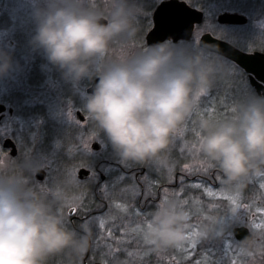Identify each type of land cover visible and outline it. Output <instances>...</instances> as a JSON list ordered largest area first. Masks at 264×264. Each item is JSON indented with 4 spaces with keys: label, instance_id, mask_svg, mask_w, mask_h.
Here are the masks:
<instances>
[{
    "label": "clouds",
    "instance_id": "9594fccd",
    "mask_svg": "<svg viewBox=\"0 0 264 264\" xmlns=\"http://www.w3.org/2000/svg\"><path fill=\"white\" fill-rule=\"evenodd\" d=\"M148 3L36 0L30 46L66 83H93L84 105L88 122L122 163L167 172L176 140L202 98L233 79L236 70L218 46L203 40L145 44L141 20ZM13 68L11 52L0 48V79ZM196 132L197 154L218 174L225 192L242 197L264 177V93L248 84L238 93L234 112L201 116ZM81 184L68 169L54 189L37 190L15 162L0 154V264H53L60 257L66 264H83L93 248V229L88 221L73 227L67 214L80 203ZM245 221L241 208L229 207L199 223L198 242H220L236 227L247 226L250 235L233 248L247 264H264V233ZM193 229L189 209L170 199L151 212L142 245L158 257L179 251L190 245Z\"/></svg>",
    "mask_w": 264,
    "mask_h": 264
},
{
    "label": "rangeland",
    "instance_id": "374dc122",
    "mask_svg": "<svg viewBox=\"0 0 264 264\" xmlns=\"http://www.w3.org/2000/svg\"><path fill=\"white\" fill-rule=\"evenodd\" d=\"M225 1L230 2V0L207 2L208 5L202 10L205 15L204 21L196 28L194 36L196 41L199 42L203 33L209 32L213 36L226 40L243 50L264 49V46H262L264 45V0H239V6L245 5L244 7L248 12L238 11L237 7L235 10H229L243 13L248 17L249 24L243 27L218 25L216 22L217 16L228 10L225 9ZM35 2L36 0H0V48L10 51L14 58L12 72L4 79H0V104L13 108L15 112L13 117H9L7 113L4 120L0 122V154L7 155L11 160L8 152L2 149V144L6 138L13 139L20 153L18 162L24 164L25 172L23 174L28 178L30 184L33 183L32 180L34 181L38 169L49 166L50 170L45 181L41 185L34 183L33 187L37 190L54 189L63 179L68 169H72V171L76 169L78 176V171L81 168H86L93 172V179L99 178L95 174L94 168L101 163L102 173L108 176V181L101 187L104 190L108 186V189L103 192L102 199L108 202V211H111V213H108L115 215L111 222L110 219L105 220V225H110L113 236L107 237V229H102V233L99 231L100 235L97 237V242H93L92 252L99 254L104 259L112 260L113 264H161V261L166 262L162 264H169L168 260L173 257L189 258L192 261L191 264H195V261L200 259L202 264H205L208 259L207 252L204 245L198 242V239L195 250L187 246L182 250H173L159 257L147 249L143 250L144 246L139 242L141 241L140 238H132L128 243L122 242V229L120 226L125 221L123 220L122 223L121 219L126 217L125 213L118 209L116 205L120 204L126 206L129 210H135L140 196H134L133 188L139 185L135 181V174L123 173L122 168L127 171L130 165L120 161L102 133L94 136L88 148L85 149L82 140L87 141L88 137L93 135L92 125L88 122L84 108L88 96L86 90L90 81L84 80L78 85L66 83L61 74L48 64L43 53L32 49L30 41L35 34V24L32 18ZM151 5H157L155 0H149L147 9ZM151 13L152 11L145 13L143 16L146 18L147 26L143 34L144 43L146 33L152 25ZM144 23L141 20L143 30L145 29ZM114 52L119 55L121 46L117 45ZM235 70L236 75L233 79L221 84L213 93L202 98L198 112L188 124L189 132L182 137L178 136L173 151L177 152V158L180 157V159L177 163H174V160L170 158L174 168V181L175 172L178 171L194 179L192 182L187 183L188 185L202 182L197 179V177L203 176L202 174H187L181 170L180 165L188 159V153L181 154L179 149L192 143L196 131V121L204 116V110L210 105L215 106L217 109L215 117L223 118L229 115L230 112L227 115L223 114L225 111L224 106L231 107L235 105L236 97L240 92L237 85L247 82L242 78L239 69L235 68ZM78 111H81L85 116L86 120L84 122L77 117L76 113ZM67 130L73 132L71 139L67 137ZM95 141L101 145L98 151L91 147V144ZM152 170L156 171L153 168ZM157 173L168 183L167 172ZM92 178L79 187L78 195L80 196L83 193L85 196L83 210H89V207L94 205L95 196L92 189L94 181ZM121 178H123L122 181ZM262 182H264V177H258L252 183L256 191L255 194L253 191L255 196L251 202L248 201L245 193L241 197L242 203H248L252 206V212H255L257 207H264V196L261 195L264 190L259 189V184ZM113 184H115L114 187ZM147 184L151 185L150 181ZM187 186L185 187L187 188ZM173 190L175 189L169 190V192ZM221 190L222 187L220 186L215 191L219 192ZM195 194L205 206L209 205L208 201L211 202L210 204H216L215 202L218 200L209 198L199 192H195ZM225 194L229 193L225 192ZM94 206L93 210L97 211L103 210L105 207L102 203H96ZM221 207H223V210L229 208L228 202L223 201ZM211 209V207H208V210ZM241 209L246 216H251V213L245 211L242 207ZM102 216L105 215H98L99 218ZM98 217L96 218L97 221H99ZM227 217L225 216L224 220H227ZM193 223L195 225L196 220L193 219ZM109 246H111V250ZM229 246L230 243H227L228 248ZM116 247H119L121 251H115ZM128 251L133 252V256H128ZM175 251L178 252L177 255H173ZM184 253L186 255H180Z\"/></svg>",
    "mask_w": 264,
    "mask_h": 264
},
{
    "label": "flooded vegetation",
    "instance_id": "af4514ba",
    "mask_svg": "<svg viewBox=\"0 0 264 264\" xmlns=\"http://www.w3.org/2000/svg\"><path fill=\"white\" fill-rule=\"evenodd\" d=\"M242 73H243V71H242ZM243 77L249 83V75H247L246 73H243ZM78 112H80V111H78ZM6 114L7 113L5 112V113L0 115V122H2L4 120ZM8 115H9V117L14 116V114H8ZM12 141H13V139H12ZM15 145H16V143H15ZM16 147H17V145H16ZM5 151L8 152V155L10 154L9 153L10 150H5ZM17 151H18V154L15 157L11 156V160L13 162H15V164L20 167V171L22 173H24L25 172L24 164L22 162L15 161L20 156L18 147H17ZM170 158L172 160H174V163H177L178 160L180 159V157L177 158V152H175V151L170 153ZM100 165H101V163L97 164L94 168L95 174H97L99 176V178L96 177L95 179H93L92 178L93 172L91 170H89L90 174L85 179H80L79 176H78V178L82 183L88 182L92 178V180L94 181L92 183V189H93V193L95 196L93 203H94V205H96V203H102L105 206L104 209L99 210V211L93 210L95 207L93 205V206L89 207V210H82L79 215L70 216L71 217V223H72L73 227H78V225L85 220L90 221V225H91V227L93 229V233H94V242H97V237L100 235L99 231L102 233V229L99 228V221L96 220L98 215H102V214L105 215V216H102L101 218L98 217L99 220L104 219V220L108 221L110 219V222L113 220V216H115V215L110 214L111 211H108V204H107L108 202L107 201L105 202L102 199L104 191L101 187L108 181V176H106L104 173H102V171L100 169ZM122 169H123V173H127L129 175L135 174V181H136L137 185H139V187H140L141 195L137 200V206H136L135 210L136 209L137 210L143 209L144 212L148 213V214H151V212L154 210L156 205L160 203V199H161L162 194H163L162 190L164 188H168L169 190L178 189L180 187L181 178L182 179L184 178L183 180L185 182V186L188 185L187 183L192 182L194 180L192 177L186 176L182 172L176 171L174 183H169V182L167 183L166 180L163 177H161V175L158 174L156 171H153L151 167L129 166L127 171L124 168H122ZM49 170H50L49 166H46L42 169H38L37 174L39 171L45 172L44 178H43V180H38L37 174H36L34 181L32 180L33 183H31L30 185L34 186V183L41 185V183L43 181H45V178H46ZM216 176H218V174L215 171H212V173L210 175L199 176V177H197V179H199L203 183L207 184L208 186L213 187L214 190H216V189H218V187L221 186V183L219 180L216 179ZM144 177H148L149 179L144 182L143 181ZM195 180H196V178H195ZM149 181H150V183L152 181H159V187L156 189V192H157L156 197L154 199L150 198L147 201H145L143 198V192H144L145 186L148 185L147 182H149ZM255 186H256V184H255ZM253 191L255 194L256 189L254 187V184H252L249 187L248 191L245 193L249 202H251L252 198L255 196L253 194ZM208 203L210 204L211 202L208 201ZM215 203L216 204H213V205H218L219 207L216 206L217 209L208 210L205 214H212V215L221 216L225 212V210H223V207H221V205L223 203L222 200L221 201L217 200ZM135 210H133V211H135ZM133 211L129 210V213L127 214V218L124 219V217H122V219H121L122 223H123V220L125 221L123 224H127L129 220L133 219V217L131 215V213ZM108 212H110V213H108ZM116 215H117V213H116ZM225 216H227V215H224L223 219L225 218ZM141 219L143 220L144 217L142 216ZM251 219H252V216H250V217L246 216L245 224L248 223L250 228H252L251 227ZM104 229H107V231H112V228L110 227V225H106V227ZM254 230L259 231L257 229H254ZM236 231H240L239 234H240V237L242 239H245V237L250 235V230L247 226H238L235 228L233 234L231 236L226 237L223 241L210 242L207 244H203L204 248L207 252V257H208L207 262L205 264H231L233 259H236L238 261V264L240 261H245L247 264L246 258L243 257L241 254L237 253L233 248L234 244L238 243L239 241H242L236 236V233H235ZM140 240H141V237H140ZM131 242L133 243L134 241H131ZM139 242L142 245V241H139ZM227 243H230L231 249H229L227 247ZM142 249L146 250L145 247H143ZM177 253L178 252L175 251V252H173V255H177ZM180 255H186V254L184 253V254H180ZM233 256H235V257H233ZM173 258H175L179 262V264H191L192 263L191 259L186 258V257L185 258L173 257ZM171 260H172V258L168 260L169 264H170ZM162 263H166V262L161 261V264ZM53 264H66V260L64 257H60V258H57L53 262ZM83 264H113V261L108 259V258L104 259L99 254L94 253L91 250L90 253L84 257Z\"/></svg>",
    "mask_w": 264,
    "mask_h": 264
},
{
    "label": "snow or ice",
    "instance_id": "6c2138e0",
    "mask_svg": "<svg viewBox=\"0 0 264 264\" xmlns=\"http://www.w3.org/2000/svg\"><path fill=\"white\" fill-rule=\"evenodd\" d=\"M264 46V45H262ZM248 84L247 82H243L237 87L242 90L247 88ZM206 97V96H205ZM225 111L224 115H227L228 112H234L235 111V105L228 107L227 105L224 106ZM217 113V109L215 106H209L204 110V115L208 116H215ZM189 132V125L185 127V129L179 134L180 137L184 136L185 133ZM94 139V135H91L88 137V140H82V143L84 144L85 149L88 148L91 140ZM197 142H198V134L195 131L193 136V141L190 145H184L180 147L179 151L181 154L188 153V159L183 161L180 165L181 170L184 173L187 174H202V175H210L212 173V166L208 164L206 161H204L202 158L199 157L197 154ZM74 173H76V169L73 170ZM168 173V182L173 183L174 182V168L171 167L167 170ZM123 178H121L122 181ZM149 178L144 177L143 181H147ZM216 179L220 181V177L216 176ZM115 184H113V187ZM159 187V181H152L151 185H146L144 192H143V198L145 201H147L150 198H155L157 195L156 189ZM108 189V186L104 188L103 191H106ZM259 189L264 190V182L259 184ZM194 190V191H193ZM163 195L160 199V203L167 202L170 199H174L181 203L182 206L189 209L192 217L194 220H196V224L194 225L193 233L191 234V243L190 248L192 250H195L197 248V239H198V226L199 223L203 220H207L210 218L218 217L217 215L212 214H205L208 211V207H211L213 210L216 209V205L209 204L208 206H205L202 202V200L195 194V192H199L203 195H206L209 198L218 199L222 201L228 202L229 207H239L243 208L245 211L251 213L252 219H251V227L253 229L259 230L261 233H264V207H257L255 212H252V206L248 203H242L241 196L239 195H229L225 194V191L222 189L221 191L217 192L214 190L213 187L208 186L207 184H204L202 182L193 183L191 185H188L187 188L185 187V182L181 178L180 180V187L179 189L173 190L169 192L168 188H164ZM133 194L134 196H140V190L139 186H134L133 188ZM262 196H264V191L261 193ZM80 203L78 206H73L68 210V215H79L81 211L84 209V200L85 196L82 193L78 197ZM159 203V204H160ZM158 205V204H157ZM156 205V206H157ZM116 207L118 209H121L123 213H125V217L127 218V214L129 213V209L126 206H122L120 204H117ZM133 219L129 220L127 224H121L122 229V242L128 243L130 239L135 238L139 239L144 231V227L147 223L148 217L150 214L145 213L143 209L135 210L131 213ZM144 217L142 220L141 217ZM88 221V220H85ZM90 223V221H88ZM106 227L105 220L100 219L99 220V228L104 229ZM107 237H112L113 233L112 231L107 232ZM118 244L120 242H117ZM110 250H111V246ZM229 249H231V246H229ZM115 251L119 252L121 249L119 247L115 248ZM128 256H133V252L128 251ZM170 264H179V262L172 258L170 261ZM195 264H202V261L200 259H197L195 261ZM231 264H238V261L236 259H233ZM239 264H246L245 261H240Z\"/></svg>",
    "mask_w": 264,
    "mask_h": 264
},
{
    "label": "water",
    "instance_id": "95a60500",
    "mask_svg": "<svg viewBox=\"0 0 264 264\" xmlns=\"http://www.w3.org/2000/svg\"><path fill=\"white\" fill-rule=\"evenodd\" d=\"M204 14L202 11L189 6L180 0H166L161 3L153 14V27L146 36V44L152 45L171 39L174 43L180 41H190L193 37L195 26L203 22ZM217 22L221 25H246L248 23L247 16L239 13L224 12L217 17ZM208 45H216L219 47L223 57L235 63L243 69L250 79L251 86L260 93H264V53L260 51L244 52L232 44L215 38L210 33H205L200 41ZM93 83L88 88L87 93L90 94ZM6 111L4 105H0V113ZM12 114L13 110L10 109ZM78 116L83 121L81 113ZM95 151L100 149L98 143L91 146ZM4 149H10V155L15 157L18 154L17 147L12 139L8 138L3 143ZM90 171L82 168L79 170L80 179H85ZM45 172L39 171L38 180H43ZM240 231H236V236L240 240Z\"/></svg>",
    "mask_w": 264,
    "mask_h": 264
},
{
    "label": "trees",
    "instance_id": "16d2710c",
    "mask_svg": "<svg viewBox=\"0 0 264 264\" xmlns=\"http://www.w3.org/2000/svg\"><path fill=\"white\" fill-rule=\"evenodd\" d=\"M184 1H186L187 3H189L190 5H192V6H194V7H197V8H199V9H201V10H204L205 9V7L208 5L207 4V2H210V1H212V2H214L215 0H196V1H193V0H184ZM211 2V3H212ZM226 2V1H225ZM240 5V3H239V0H230V2H226L225 4H224V6H226V8L225 7H223V8H225V9H228V10H235V8L237 7L238 9V11H242V12H248L247 11V9H246V7H244L245 5H241L242 7H240L239 6ZM144 19V20H143ZM142 20L145 22L144 23V27H145V29L143 30V34L145 33V31H146V28H147V26H146V18H142ZM20 42V41H19ZM264 51V50H263ZM231 99H233V98H231ZM234 100V99H233ZM66 133H67V137L69 138V139H71L72 138V136H73V132L72 131H70V130H67L66 131ZM15 161H19V157L15 160ZM18 170H20V167L18 166Z\"/></svg>",
    "mask_w": 264,
    "mask_h": 264
}]
</instances>
